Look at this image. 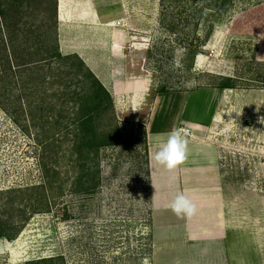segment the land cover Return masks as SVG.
<instances>
[{
    "label": "rangeland",
    "instance_id": "374dc122",
    "mask_svg": "<svg viewBox=\"0 0 264 264\" xmlns=\"http://www.w3.org/2000/svg\"><path fill=\"white\" fill-rule=\"evenodd\" d=\"M159 3L100 0L96 11L112 25L98 33L93 29L84 38L93 45L97 41L101 44L95 54H102L98 59L102 58L106 69L110 48L118 42L115 46L122 53L117 59L120 65L115 64L117 71L121 74L124 69L126 76L149 75V95L138 110L113 103L125 142L102 151L100 192L89 198L64 191L50 199L48 211L32 214L16 238L0 239V264H26L56 255H63L65 264H151V210L142 132L150 96L161 86L167 92L223 85L245 91L225 107L218 132V161L223 182L235 199L237 215H242L244 207L246 221L254 218L258 221L253 222L259 223L260 217L264 221V124L260 123L264 117V60H256L257 55L264 56V39L257 42L264 34V3L217 19L211 30L202 26L201 48L194 57L186 56L180 48L170 56L156 50L170 44L158 24ZM36 6L48 7V1ZM79 27L73 22L62 26L58 22V39L60 32L75 39L80 35ZM111 27L117 29L115 35ZM149 50L151 57L147 58ZM32 108L35 112L34 105ZM22 118L30 120L27 115ZM39 154L33 130L30 134L23 131L0 107V190L39 183ZM73 172L71 168L69 177ZM251 228L246 225L245 230ZM250 251L253 254L246 259L252 260L259 251ZM259 256L264 264V246Z\"/></svg>",
    "mask_w": 264,
    "mask_h": 264
},
{
    "label": "trees",
    "instance_id": "16d2710c",
    "mask_svg": "<svg viewBox=\"0 0 264 264\" xmlns=\"http://www.w3.org/2000/svg\"><path fill=\"white\" fill-rule=\"evenodd\" d=\"M44 1L0 0V107L23 131L30 134L33 130L40 148L41 173L37 184L0 190V239L16 238L32 214L48 211L50 199L64 191L89 198L100 192L102 151L125 142L109 91L77 54L60 51L57 3L46 0L48 7L36 6ZM159 1L158 24L170 44L167 49L156 50L170 56L180 48L190 57L200 51L202 26L211 30L217 19L264 3V0ZM150 57L151 50L147 53V58ZM167 91L161 86L150 99ZM26 115L30 120L24 122L22 117ZM142 136L144 176L150 193L145 129ZM71 168L74 172L69 177ZM54 261L65 264L63 255L38 258L26 264Z\"/></svg>",
    "mask_w": 264,
    "mask_h": 264
},
{
    "label": "crops",
    "instance_id": "0c3cea01",
    "mask_svg": "<svg viewBox=\"0 0 264 264\" xmlns=\"http://www.w3.org/2000/svg\"><path fill=\"white\" fill-rule=\"evenodd\" d=\"M56 3L60 26L71 22L80 24V35L75 39L59 33L60 51L77 54L109 91L113 103L141 109L152 86L151 77L147 74L126 76L124 69L121 74L117 71L115 64H119L117 59L122 51L116 41L110 48L106 69L102 58L98 59L102 54H95L101 44L97 41L93 45L84 38L93 29L98 33L112 25V21L105 20L96 11L100 0H56ZM110 31L115 35L117 29L111 27ZM244 92L199 87L192 91L156 93L150 100L144 129L150 186L151 264H262L259 255L264 246V221L261 217L259 223L253 222L258 221L254 218L246 221L244 207L242 215H237L235 199L223 182L218 161L220 123L225 119L228 105L244 96ZM173 127L190 130L189 155L183 165L169 171L153 157ZM181 192L199 209L191 219L178 218L168 208ZM250 224L251 230L246 231V225L250 227ZM251 248H255V253L258 248L259 252L252 260L246 259L253 254ZM243 249L248 252L240 251Z\"/></svg>",
    "mask_w": 264,
    "mask_h": 264
},
{
    "label": "clouds",
    "instance_id": "9594fccd",
    "mask_svg": "<svg viewBox=\"0 0 264 264\" xmlns=\"http://www.w3.org/2000/svg\"><path fill=\"white\" fill-rule=\"evenodd\" d=\"M259 39H264V34L257 38V42ZM256 60H264V56L257 55ZM260 123L264 124V117L260 118ZM187 136L186 129L173 127L168 132L166 141L158 145L153 157L155 162L169 171L176 170L183 165L189 155V140ZM168 208L181 219H191L199 211L197 205L183 192L176 194Z\"/></svg>",
    "mask_w": 264,
    "mask_h": 264
},
{
    "label": "built area",
    "instance_id": "2783aa9c",
    "mask_svg": "<svg viewBox=\"0 0 264 264\" xmlns=\"http://www.w3.org/2000/svg\"><path fill=\"white\" fill-rule=\"evenodd\" d=\"M183 128L186 129V131H187V133L189 135L190 130L188 128H185V127H183Z\"/></svg>",
    "mask_w": 264,
    "mask_h": 264
}]
</instances>
